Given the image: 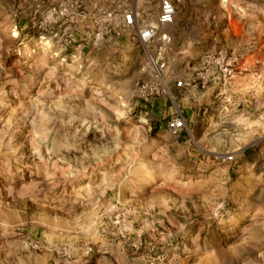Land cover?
<instances>
[{
  "label": "rangeland",
  "instance_id": "374dc122",
  "mask_svg": "<svg viewBox=\"0 0 264 264\" xmlns=\"http://www.w3.org/2000/svg\"><path fill=\"white\" fill-rule=\"evenodd\" d=\"M172 1L0 0V264H264V0Z\"/></svg>",
  "mask_w": 264,
  "mask_h": 264
},
{
  "label": "built area",
  "instance_id": "2783aa9c",
  "mask_svg": "<svg viewBox=\"0 0 264 264\" xmlns=\"http://www.w3.org/2000/svg\"><path fill=\"white\" fill-rule=\"evenodd\" d=\"M157 3L158 12L156 13V21L152 23L150 26L139 27L138 18L139 15L135 11H129L123 14L122 20L125 26L130 28H136L138 36L143 41H151L154 36L155 30L158 26L167 25L173 22L175 15V7L172 0H154ZM160 66H162L160 64ZM223 73L228 75L231 74V70L227 68H223L220 70ZM178 85H181L179 82ZM168 130L172 134H178L181 132L185 126L184 120L182 118H173L168 123ZM228 160L232 159V157H227Z\"/></svg>",
  "mask_w": 264,
  "mask_h": 264
},
{
  "label": "crops",
  "instance_id": "0c3cea01",
  "mask_svg": "<svg viewBox=\"0 0 264 264\" xmlns=\"http://www.w3.org/2000/svg\"><path fill=\"white\" fill-rule=\"evenodd\" d=\"M248 113H253V114L262 113V114H264V110L261 111L260 110V107H256V106L252 107V106H249L248 107Z\"/></svg>",
  "mask_w": 264,
  "mask_h": 264
}]
</instances>
